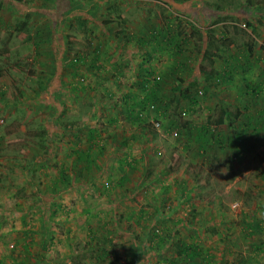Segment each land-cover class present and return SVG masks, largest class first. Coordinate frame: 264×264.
<instances>
[{"label":"crops","instance_id":"0c3cea01","mask_svg":"<svg viewBox=\"0 0 264 264\" xmlns=\"http://www.w3.org/2000/svg\"><path fill=\"white\" fill-rule=\"evenodd\" d=\"M204 3L202 0H193L183 11L181 9L184 6L171 3L175 10L164 5L167 10L162 13L166 15L152 13L151 20L140 17L130 25L127 23L132 20H126L121 28H125V31L119 37L113 33L121 29L111 26V22L107 28H105L107 24L103 25V36L114 43L119 41L111 51L114 52L117 48L118 51L124 52V63H128L129 66L118 62L121 57L115 54L113 55L115 61L109 64L108 70L100 71L105 73L103 75L111 76L113 80L117 75L116 67L121 65V71L118 73L120 74L118 83H121L120 81L124 79L121 75L129 73L130 71L126 70V67H129L131 78L128 81H131L133 89L134 85L139 88L136 78L147 68H153L158 76L167 74L170 76L169 79L173 77L170 72L172 70L175 73L177 64L175 65L174 61L184 63L186 71L176 73L175 76L181 78L183 75L182 79L186 85L193 79L200 80L212 72L226 75L227 80L224 83L208 88L206 99L196 107L200 110L199 117L195 118L194 122L189 120L193 125L196 122L202 125L207 122L211 113L213 117H217L220 109L227 111V108H232V113L237 112L232 123L225 119L221 125L213 124L212 128L220 135L218 137L220 143L219 145L209 143L211 152L206 151L203 154L201 148L197 147L194 130H181L176 138L172 136V130L154 129L153 132H149L148 129L151 127L147 121L139 126L138 120L130 115L127 107L135 105V111L138 110L133 102H138L142 96L130 89L119 100L116 99L118 88L114 86L115 82L109 79L110 88L106 90L104 97L110 104L101 107L104 111L98 107L97 111L84 112L85 116L76 118L79 114L78 109L74 110L72 104L65 105L63 100H60L59 94L63 95L64 89L59 86L60 88L54 90V96L57 95L55 103H50V106L46 103L48 108L46 112L54 109V116H45L46 121L50 119L54 124V130L50 129L48 121L42 124L43 118H40L41 124L36 130L32 124H29V130L22 127L23 132L20 134L26 139H33L31 143L23 145L28 164L29 161L32 163V157L39 155L41 163L39 171L45 173V177L47 172L54 171L55 178H59L60 171H64L73 178L72 170H79L85 166L84 162L75 163V160L79 159L80 152H90L94 155L95 149L92 150V145L95 139L105 143V150L100 153L102 157L98 161L104 164L103 175L98 180L105 182L109 173L114 174L117 171H120V174L116 175V179L123 173L128 175L126 183L113 187L108 196L98 193L96 195L88 179L75 180L77 186L84 188L76 189L78 192L87 191L88 195H91L87 197L88 202L93 201V197H100L104 199L100 202L104 201L107 207L101 212L96 210L76 212L72 216L69 215L71 218L67 216L69 210H66L65 217L57 224L65 225V228L56 234L57 239L62 238L67 242H58L62 250L71 248L73 251L71 254L77 256L81 246L75 250L72 241L75 240L80 245L84 240L90 243L92 234L113 236L116 233L123 234L122 237L125 236L126 240L130 241L127 243L128 247L119 250L120 255L129 254L128 257L121 258L122 264H258L260 256L255 253L257 248L254 245L257 243L241 240L242 217L232 216L234 220L230 219V224H225L226 228L223 230L224 224L219 222L223 214L218 206L221 205V201L226 200L223 197L229 189L234 187L236 189L240 187L241 191L244 187L255 190L256 195L250 196L252 200L249 201L253 209L260 205L257 194L262 191L264 195V157L261 158L264 154V23L259 26L250 21V17L245 13L230 12L228 20L215 23L216 36L211 38L215 46L213 47L212 43L210 50L201 46L202 57L198 58L197 62L196 54L192 52H196L193 37H200L202 34V40L207 39L205 34L214 29L208 25L210 11ZM176 16L184 19L176 20ZM190 17L199 25H195V21L193 22ZM180 21L187 32L188 40L187 44H179L177 48L174 46L175 43L166 42L163 36L167 33L165 30L167 25L170 28L171 22H176L179 26ZM222 23L223 25L218 27ZM194 33H197V36ZM206 51L210 52V56L208 54V58L203 59L204 62L201 63L203 53ZM148 53L152 59L150 61ZM165 60L167 62H164ZM205 67L210 73L206 74ZM76 85L70 84V87L78 88ZM169 87V91H172L175 87L174 81ZM75 96L76 93L71 95L74 98ZM171 99L170 96L169 100ZM215 109L217 112H214ZM148 117L150 122H162V118L154 111L149 110ZM92 119L94 123H90ZM165 121L168 123L167 119ZM228 124L232 128H229ZM100 125L101 128H97ZM43 130L57 136L54 147L47 148V152L41 151L36 145ZM17 133L14 128L9 133L8 141L11 144L17 143ZM159 145L164 146L162 157L157 155L156 150L161 149ZM46 156L48 158H44ZM253 156L256 158L255 161ZM7 162L11 167L19 168V163L14 158L8 156ZM238 203L240 202L233 204ZM26 212L31 214L27 208ZM115 213L121 215L119 221L114 216ZM42 215L46 224L45 219L48 215L47 213ZM91 218L98 219L97 227L91 224ZM73 219L82 223L78 225H74V222L69 223ZM218 225L220 230L217 228ZM214 226V231L209 233L208 228ZM44 227V233L49 235L52 232L51 228L47 225ZM152 228L159 229L169 238L166 240L161 236L154 240L151 236ZM81 233H85L87 238L82 240L77 236ZM224 237L227 240L220 242L219 239L222 240ZM150 248L151 252L148 250ZM106 249L110 251L109 247ZM92 250L95 256L93 258L96 259L99 255L96 254L97 249ZM262 257L264 258V254ZM70 261L74 264V259L71 258ZM96 262L91 259L90 264ZM29 263L27 257L11 259V264ZM101 264L113 263L105 259Z\"/></svg>","mask_w":264,"mask_h":264},{"label":"rangeland","instance_id":"374dc122","mask_svg":"<svg viewBox=\"0 0 264 264\" xmlns=\"http://www.w3.org/2000/svg\"><path fill=\"white\" fill-rule=\"evenodd\" d=\"M164 1L165 0H27L25 3H19L14 0H0V136L3 139L2 148L0 150V184H4V186H0V258H2L1 260L4 264H11V259L16 260L26 257L30 262L29 264H40V262L44 261L43 264H71V258L77 260L80 264H90L91 260H84L79 256L76 257L74 254H71L73 253L71 248H67L65 251L62 250L58 242H67L62 238H60V240L59 238L57 239L56 234L61 229L65 228V225L60 226L57 224L62 217H65L64 214L66 210H69L67 215L69 218H71L74 213L82 212L83 210L104 211L107 204H105L104 201L100 202V200L104 199L93 197V201L88 202L87 197L91 195H88L89 192L87 191L78 192L77 190H70L61 193L60 196L47 193L51 202L47 203L48 218L46 217L45 220L46 225L52 230V232L47 235L44 233L41 223L44 217L38 214L39 208L41 207L39 202L42 199H38L35 192L44 190L45 185H41V183L45 182L49 184L50 179L53 178L56 172L49 171L45 177V173L37 171L34 178L35 185L31 186L28 184L29 180L25 177V170L20 167H11L7 162L8 156L12 159L14 158L21 166L28 164V158L25 155L26 152L23 149V145L31 143L33 139H26L20 134L23 132L22 127L24 130H29L32 124L34 130H36L37 126L41 124L40 118H43V124L46 122L45 116H54V109L46 112L48 109L47 105L50 106V103L55 102L57 95L54 96V88H60L59 86H62L64 90L62 93L63 95L59 94L60 100H63L65 105L66 103L72 104L74 110L75 108L78 109L79 114L76 118L85 116L84 112L97 111L98 107L104 111L101 107L110 104L107 99H105L104 95L107 92L106 90L110 88L108 83L112 78L105 80L103 78L105 76L103 75L105 74L104 72L92 69L88 74L84 72L83 74L77 73L76 76L73 77V70L66 65L70 64L77 55H80V57H82V63L79 65L85 69L90 68L95 62V54H97V52L99 53L100 59L95 64H102V70H108L109 64L115 61L113 60L115 54L121 57L118 62L124 63V52L118 51L117 48L114 52L111 51L115 49V44H118L119 41L114 43L105 38L103 36V25L107 24L105 27L107 28L110 26L108 25L109 22H111V26L121 29L126 20L129 19L132 20L130 23H127L130 25L138 21L140 17L144 20H151L152 13L154 15L156 13L166 15L163 14V11L167 10L164 5L175 10L172 5H170V2L166 0L167 3H164ZM192 2L193 0H189L176 5L181 7L184 6L181 9L183 11V9L186 8L187 5L190 6ZM202 2H205L204 4L207 5V9L210 11L208 25H210V28L213 26L214 29L205 34L207 39L202 40V34L200 37L193 38L195 40L194 44L202 47L204 46L205 49L210 50L208 44L211 45L212 36H216L214 30L217 26L215 23L219 24V22L228 20L231 16L229 15L230 12L238 14L245 13L250 17V21L255 22L259 26L264 23V0H202ZM225 12L229 16L226 15ZM178 13L183 15L180 12ZM179 18L184 19V17L176 16V20H179ZM190 18L193 22L195 21V25H199L193 17ZM23 22L26 23V27L29 24V26L32 25L33 28L27 31L19 29ZM59 22H63V25L57 27ZM180 24L182 25L183 23L180 21ZM222 25L223 23L218 27ZM52 27H54L51 32L54 36L52 41L41 36L40 32L49 30ZM182 30H184L183 27ZM184 33L187 34L185 30ZM114 34L115 33H113V35ZM194 35L197 36V33H194ZM28 36H31L32 39ZM34 42H36L37 48ZM63 46L67 49L65 55L67 59L66 62L62 58L63 53L61 54L64 50L62 48ZM55 55H57L58 58ZM164 62H167V60ZM124 64L129 66L128 63ZM126 70L131 72L129 67H126ZM129 73L121 75L124 79H122L123 82L120 81L121 83H119L121 88L119 89V86L118 89L116 88L119 91L116 92V99L118 100L125 95V92H129L130 89L137 91L139 96L142 95L140 88H137L135 85L134 89L131 87V81H128L129 78H131ZM97 76L100 77L98 78ZM173 80L174 76L171 77L169 81L167 80V84L162 88V92L165 95H169V97L173 95V93L169 91V85ZM113 81L115 82L118 80L113 79L112 82ZM70 84H83V86H85V91L73 92L70 89ZM74 93H76L75 98L71 97ZM46 103L48 104L46 105ZM183 109L186 108L183 107ZM227 109L233 112L232 108ZM199 114V107L195 108L193 111H189L185 116L181 114V111H178L174 116V120H194L199 117ZM147 122L150 126H153L151 129L159 130V122L154 123L148 120ZM90 123H94V120H90ZM49 124L52 123L49 122L48 125ZM49 126L52 127V125ZM13 128L18 131L16 134L17 143L11 144V142L8 141V135ZM97 128L100 129L101 125ZM52 136L54 137L55 145L57 136H54V134H52ZM159 146L162 151L164 146ZM253 157L255 161L256 158L255 156ZM262 157H264V154L261 158ZM97 182L98 184L102 183L101 180ZM227 189L228 188H226L225 191H227ZM94 193L97 195L96 192ZM255 195V190H251L249 187H244L243 191H241L240 187H238V189H236V187L229 189L228 193L223 197L226 200L224 202L221 201V205L218 206V209L222 210L221 214H223V217L220 219L224 224L223 230L226 228L225 224H230L232 216H235V218L242 217V215L238 214L241 208H243L245 212H248L250 208L253 210V205H250L252 200L250 196ZM257 198H259V202H261L263 195L261 196L258 194ZM15 202H20L22 207L20 209L17 208ZM35 202L38 203V205L33 209V213L31 212L30 215L27 214L26 217L23 216L26 208L33 203L35 204ZM235 202L240 203L233 204ZM255 208H257V206H255ZM53 210H55V216L51 219L50 211ZM257 216L264 218L263 213H257ZM75 220L73 219V221L69 223L74 222V225L82 223L79 220ZM90 222L92 225L98 226V219L91 218ZM217 228L220 230L219 225ZM155 229L152 228L151 235L154 240H156L157 234H159V237L162 236V239L167 240L169 238L163 231V233H161L158 228V230H156L157 233H155ZM209 233H211L210 230ZM77 236L82 240L87 238L85 233H81ZM101 237L103 241L104 236ZM219 237L221 238V236ZM219 241L221 242L222 240L219 239ZM128 242L130 241L126 240L124 236L119 242L115 243L112 248L109 247L110 250L117 252V256L111 255L106 259L113 264H116V262L117 264H122L120 263L122 261L121 258L128 257L129 254L120 255L121 253L119 250L128 247ZM229 242H231V239H229ZM72 246H74L75 250L80 247L75 240L72 241ZM93 256L92 254V257ZM41 258H43V261L40 260Z\"/></svg>","mask_w":264,"mask_h":264},{"label":"trees","instance_id":"16d2710c","mask_svg":"<svg viewBox=\"0 0 264 264\" xmlns=\"http://www.w3.org/2000/svg\"><path fill=\"white\" fill-rule=\"evenodd\" d=\"M16 2L19 3H25L27 2V0H14ZM168 2L171 3H175V4H179V3H184L186 1L189 0H167ZM167 1L165 0L164 3ZM119 20V18H118ZM120 22V21H118ZM60 25H63V22H59L57 24V27H60ZM174 27H168L165 28V30H167V33L164 34L163 39H165L166 42H169L171 44L175 43L174 46H176L177 48L179 47V44H187V40H188V35L186 33H184V30H182V26L179 23L178 24L172 23L171 24ZM33 28L32 25L26 27V23H22L19 29H24V30H31ZM53 28H50L49 30H45L40 32L41 36L46 37V39H50L52 41L53 39V35H52V31ZM169 30V31H168ZM172 30V31H171ZM125 28L121 29V31L115 32V35H119L124 33ZM183 31V32H182ZM171 32L172 35H171ZM29 38L32 39L31 36H28ZM40 37V36H37ZM166 37V38H165ZM65 38V37H64ZM42 40V39H41ZM37 48V44L36 42H34ZM213 43V47L214 42L211 39V45ZM144 45V44H142ZM210 47V49L212 48L210 44H208ZM201 46L199 45H195L194 48L196 50V52L192 51L193 53L196 54V61L198 62V58L202 57L201 56ZM64 50L61 52L62 54V58L63 60L66 62L67 59L65 57L67 49L66 47H62ZM59 54V53H57ZM210 56V52L206 51L203 53V58L201 59V63L204 62L203 59L208 58V55ZM53 55V52H52ZM148 60H152L150 57V54L148 53ZM57 58L58 56L55 55ZM82 57H80V55H77L75 59H73L72 62H70V64H67L66 66L71 68L73 70V74L72 76H76L77 73H89V71L92 70H102L103 66L102 64H95L98 62V60L100 59L99 57V53L97 52V54H95V62L90 66V68H82L79 64L82 63L81 60ZM176 65V69H175V73L170 72L171 76H174V83H175V87L172 88L171 93H173V95L171 96L172 99L169 100V95H165L162 92V88L164 85L167 84V80L169 79V75L165 74V75H161L158 76L154 73L153 68H147L145 69L144 72H141L140 75H138V77L136 78L138 81V87L141 89L142 91V97L138 100V102L134 101L133 103L136 104V107L138 108V110L135 111V105H130V107H127V111L130 113V115L135 119L138 120V125L141 126V124L143 125L144 123H146V121L148 120V112L149 110H151L152 112L154 111V113L158 116L162 118V122L159 123V129H162L163 131H167V130H172L171 133H175V135H172L176 138H178L179 133L181 130H194L195 132V143L198 145V148H201L203 154L207 152H211L210 149V145L209 143L214 142L215 144L219 145L220 140L218 139V137H220V135L218 133H216V131L212 128L213 124L215 125H221L224 120H228L229 123H232V121L235 119V115L237 114V112L234 114L232 113L230 110L227 109V111L220 109L219 110V114L217 115V117H215V119H213V115L212 113L210 114V116H208L207 118V122H205L202 125H199L200 123L196 122L194 123V125L192 124L191 121L186 120V121H180V120H174V116L176 115V112L181 111L182 115H186L189 111H193L200 103L204 102V100L206 99V93L208 91V88L210 86H214L218 83H224L227 80L226 75H224L223 73H218V72H212L210 73V71H206V67H205V71L206 74H208L207 76L204 75V77H201V79H193L191 82H189L187 85L185 84L184 80L182 79L183 75L181 78H178L176 73H182L185 72V66L184 63H176L175 61L173 62ZM121 65H118L115 69V72L117 73V75L114 77L115 80H119V75L118 74L121 71ZM92 69V70H91ZM119 70V71H118ZM98 78L100 76H97ZM105 80H108L109 78H112L109 75H105L104 76ZM119 81H115V85L118 88V86L120 85L118 83ZM185 85V86H184ZM79 86L77 87H73L70 88L73 92H84L85 91V86H83V84L81 85H76ZM58 88H54V90H57ZM39 91V90H38ZM131 97V96H130ZM134 100V99H132ZM55 103V102H53ZM184 105H181V104ZM170 105H173L170 106ZM186 108V109H183ZM216 111V109L214 110V112ZM163 115H165V119L163 118ZM176 118V117H175ZM167 122L166 123V120ZM48 121V122H47ZM47 123L51 122L50 119H47ZM137 122V121H136ZM165 122V123H164ZM194 122V121H193ZM163 123V124H162ZM52 125V127L50 129L54 130V124H49ZM153 127V126H150ZM229 128H232L230 124H228ZM49 129V130H50ZM94 129V128H93ZM92 129V132H93ZM154 129H148L149 132H153ZM169 131V132H170ZM193 132V131H192ZM39 141L36 143V145L40 148L41 151L43 152H47V148L49 147H54V137L49 133V131H44L42 132V134H40V136H38ZM181 144V142H179ZM2 144H3V139L0 136V150L2 148ZM95 149V153L94 155H92L90 152H80L79 154V159L75 160V163L78 162H84L85 166H83L82 168H80L79 170L73 169L72 170V176L73 178L70 177V175L66 174L64 171H60V176L59 178H55V175L53 176V178L50 179V184H43L41 183V185H45V189L44 190H39L37 192H35V195L37 196L38 199H42L39 204L41 205V207L39 208V216L43 217L42 214L47 213V203L51 202L50 197L47 196V193L51 194V195H55V196H60L61 193L63 192H67L73 189H84L83 186H77L76 185V181L75 180H89V183L92 185V189H94V191L96 193H98L99 195H105L108 196L110 194V192L112 191L113 187L116 186H122L124 183H126L127 179H128V175L127 173H123L121 174L117 179L116 177L120 174V171L115 172L114 174H108L106 181L98 184L97 181H99L98 179H100L103 175V166L104 164L99 163V159L102 157L100 155V153L102 151L105 150V143H101V141L95 139V141L93 142L92 145V150ZM157 149V148H156ZM157 151V155L159 157L163 156V152L160 150H156ZM214 155V154H213ZM39 155H37L36 157H32V163L25 165V166H21L19 165V167L23 170H25V177L29 180V183L31 186L35 185L34 182V178L36 175V172L39 171V166H40V162H39ZM207 156H210V154H207ZM44 158H48V156L44 157ZM35 159V160H34ZM45 160V159H44ZM47 161V160H45ZM93 165V166H92ZM93 168V170L91 169ZM122 169V168H120ZM68 175V176H67ZM117 175V176H116ZM116 181V182H115ZM119 184V185H116ZM0 186H4L3 183L0 184ZM183 195V194H182ZM259 195H263L262 191L261 193H259ZM258 196V194H257ZM259 199V198H258ZM263 200H264V195H263ZM38 205V203L35 202V204L33 203L32 205L28 206V213H33V209ZM56 205V204H55ZM15 206L17 208H21L22 205L20 204V202H15ZM241 208V210H239L240 215H242V219L240 221V232H241V240L245 241V242H251L253 241L254 244L252 242V244H254L257 248L256 250V254L259 255L260 257L258 258L259 262H257L258 264H264V258L262 257V255L264 254V218L257 216V211H260V214L263 213L264 216V202H260V205L257 206V208L253 209L256 210V212L249 211V212H245V210ZM27 212L25 210L24 215L26 216ZM50 216L51 219L53 218V216H55V210L50 211ZM114 216L117 218V220L119 221L121 219V215L115 213ZM212 221H214L212 219ZM220 223H222V221H219ZM42 223V227L45 228L44 226L46 225L45 222L43 220H41ZM212 228V229H211ZM214 227H209L208 229L212 232L214 231ZM155 233L156 230H155ZM123 235V234H122ZM122 235L121 234H116L113 236H109L108 234L106 235H101L104 236V240L102 241V237L100 235L97 234H92V240L89 243V241H82L80 243L81 248L79 249V251H77V256L81 257V259L84 260H91L92 261H97L96 264H101L102 261H104L106 258L108 259V257H110L111 255L117 256V252L114 251H109L108 249H106V247H110L112 248V246L115 245V243H117L118 241L116 240H121L122 239ZM129 237V236H127ZM115 238V239H114ZM133 238V237H131ZM156 238H159V234L156 235ZM114 239V241H113ZM134 239V238H133ZM136 239V238H135ZM227 238L224 237L222 239V241H226ZM221 241V242H222ZM122 243V242H121ZM92 248L97 249L96 250V254L97 255L96 259H94L92 257L93 254V250ZM151 252V248L148 249ZM85 255H84V254ZM87 255V256H86ZM127 255V254H126ZM76 256V257H77ZM95 257V256H94ZM2 258H0V264H4L3 261L1 260ZM40 260L43 261V258H41ZM74 264H80L77 260H74ZM117 264V262H116Z\"/></svg>","mask_w":264,"mask_h":264},{"label":"built area","instance_id":"2783aa9c","mask_svg":"<svg viewBox=\"0 0 264 264\" xmlns=\"http://www.w3.org/2000/svg\"><path fill=\"white\" fill-rule=\"evenodd\" d=\"M242 26L244 27V25H242ZM172 134H173V135H175V133H174V132H173Z\"/></svg>","mask_w":264,"mask_h":264}]
</instances>
